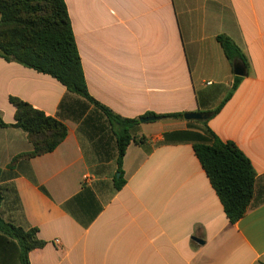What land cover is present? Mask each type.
I'll use <instances>...</instances> for the list:
<instances>
[{
	"label": "crops",
	"instance_id": "obj_1",
	"mask_svg": "<svg viewBox=\"0 0 264 264\" xmlns=\"http://www.w3.org/2000/svg\"><path fill=\"white\" fill-rule=\"evenodd\" d=\"M63 1L89 95L122 118L214 110L235 77L216 38L238 46L245 75L207 126L251 162L254 198L228 221L192 141L173 136L201 129L184 118L140 123L144 142L127 147L119 190L115 158L100 160L69 118L54 151L13 163L32 147L9 98L58 118L70 94L0 57V216L37 230L44 246L29 264H264V0ZM0 264H23L2 232Z\"/></svg>",
	"mask_w": 264,
	"mask_h": 264
},
{
	"label": "trees",
	"instance_id": "obj_2",
	"mask_svg": "<svg viewBox=\"0 0 264 264\" xmlns=\"http://www.w3.org/2000/svg\"><path fill=\"white\" fill-rule=\"evenodd\" d=\"M216 40L232 66L239 62L247 69L246 58L230 38L220 35ZM0 57L54 78L70 94L60 102L58 118L47 116L19 98H9L15 110L13 126L26 133L32 147L29 153L15 158L13 163L20 158L54 151L67 136V128L61 119L69 118L77 123L78 131L100 160L115 158L118 177L113 178V185L115 190L121 189L125 184L122 160L126 149L131 143L144 142L137 136L140 122L116 115L89 95L64 1L0 0ZM241 80L242 77L235 76L222 102L205 113L208 115L206 120L196 122L201 126L198 132L173 134L192 141L193 152L232 224L243 218L252 204L256 173L240 149L232 141H222L207 123L222 109ZM184 114L146 113L140 118L178 120L183 119ZM5 126L0 117V127ZM1 200L0 195V203ZM0 232L17 241L23 264H29L30 251L44 246V242L37 239L36 229L24 230L4 222L1 216Z\"/></svg>",
	"mask_w": 264,
	"mask_h": 264
},
{
	"label": "water",
	"instance_id": "obj_3",
	"mask_svg": "<svg viewBox=\"0 0 264 264\" xmlns=\"http://www.w3.org/2000/svg\"><path fill=\"white\" fill-rule=\"evenodd\" d=\"M233 73L235 76L238 77H243L245 75V69L240 65L235 63L233 65ZM183 118L187 121H203L206 120L208 118V115L205 113H200V112H195V113H185L183 115ZM157 118L156 117H145V118H140L139 122L140 123H147V122H154L156 121ZM116 177H118V174H116ZM196 242H199L200 244H202L201 241H199L198 239H194Z\"/></svg>",
	"mask_w": 264,
	"mask_h": 264
},
{
	"label": "built area",
	"instance_id": "obj_4",
	"mask_svg": "<svg viewBox=\"0 0 264 264\" xmlns=\"http://www.w3.org/2000/svg\"><path fill=\"white\" fill-rule=\"evenodd\" d=\"M87 178L86 177H84V180H86Z\"/></svg>",
	"mask_w": 264,
	"mask_h": 264
},
{
	"label": "rangeland",
	"instance_id": "obj_5",
	"mask_svg": "<svg viewBox=\"0 0 264 264\" xmlns=\"http://www.w3.org/2000/svg\"><path fill=\"white\" fill-rule=\"evenodd\" d=\"M222 102V101H221ZM220 104V103H219Z\"/></svg>",
	"mask_w": 264,
	"mask_h": 264
}]
</instances>
